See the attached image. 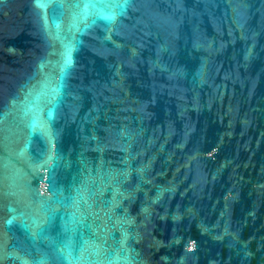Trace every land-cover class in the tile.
<instances>
[{"label": "water", "instance_id": "water-1", "mask_svg": "<svg viewBox=\"0 0 264 264\" xmlns=\"http://www.w3.org/2000/svg\"><path fill=\"white\" fill-rule=\"evenodd\" d=\"M0 264H264V0H0Z\"/></svg>", "mask_w": 264, "mask_h": 264}]
</instances>
